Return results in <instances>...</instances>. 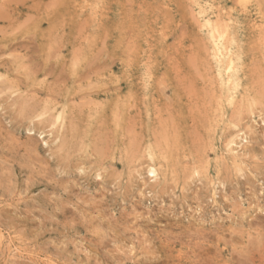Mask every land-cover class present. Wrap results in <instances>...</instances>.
I'll return each mask as SVG.
<instances>
[{
    "label": "rangeland",
    "instance_id": "obj_1",
    "mask_svg": "<svg viewBox=\"0 0 264 264\" xmlns=\"http://www.w3.org/2000/svg\"><path fill=\"white\" fill-rule=\"evenodd\" d=\"M0 237V264H264V0H0Z\"/></svg>",
    "mask_w": 264,
    "mask_h": 264
},
{
    "label": "bare ground",
    "instance_id": "obj_2",
    "mask_svg": "<svg viewBox=\"0 0 264 264\" xmlns=\"http://www.w3.org/2000/svg\"><path fill=\"white\" fill-rule=\"evenodd\" d=\"M207 23H208V22H207ZM208 26H209V25H208ZM214 26H215V25H214ZM204 29H205V28H204ZM219 30H220V29H219ZM217 31H218V28H216V32H217ZM227 31H228V30H227ZM227 31H226V34L228 33ZM206 32H207V31H206ZM206 32H205V33H206ZM221 32L223 33V31H221ZM221 32H220V33H221ZM207 34H208V33H207ZM216 34H217V35L211 34V39H212V40H211V41H208V42H212V43H210V44L212 45L211 47H212L213 49H212V50L210 49V50L213 51L212 53H213L214 56L216 57L217 61H220L221 58L224 56V53H227L228 50H229V49L226 50L227 52L225 51V48L227 47V45H228V43H229V42L227 43V41H229L230 39L232 40L233 37H231L230 39L227 37V39H228V40H227V39L225 38V35H226V34H225V35H224V38H225V41H226V40H227V41L223 43V44L226 43V44H225L226 46L223 47V44H222V40L224 39L223 36H222L223 34H222V35H221V34H218V32H217ZM235 34H236V33H235ZM230 35H231V32H230ZM232 35H233V33H232ZM232 35H231V36H232ZM226 36H227V35H226ZM207 37H208V36H207ZM234 37H235V36H234ZM235 39H236V37H235ZM231 40H230V41H231ZM232 41H233V40H232ZM232 41H231V43H232ZM235 41H236V40H234V42H235ZM231 43H229V45H228L229 48H230V46H232ZM210 44H209V45H210ZM233 44H235V43H233ZM236 44H237V43H236ZM234 46H235V45H234ZM222 47H223V49H222ZM235 48L237 49V47H235ZM226 49H227V48H226ZM238 49H239V46H238ZM240 49H241V48H240ZM223 50H224L225 52H223ZM233 52L235 53V52H237V51H233ZM233 52H232V53H233ZM229 53L231 54V52H229ZM227 54H228V53H227ZM230 54H229V55H230ZM238 54H239V53H237V55H238ZM232 55H233V54H232ZM211 56H212V55H211ZM234 56L236 57V54L233 55V61H234V59H236L239 55H238L236 58H234ZM224 57H225V58L227 57L226 54H225ZM224 57H223V58H224ZM225 58H224V60L222 59L224 62H225ZM228 58H229V56H228ZM228 58H227L226 60H227V63H228V65H229V67H228V66H225V65H227V63H224L223 61H222V62H223L222 64H223L226 68L228 67V72H229V69H230V71H231V68H230L231 66H230V65H232L233 63L231 64V61H230V59H228ZM230 58H231V57H230ZM216 59H214V60L216 61ZM214 60H213V62H214ZM228 60H229L230 62H229ZM237 61H238V59H237ZM237 61H235L234 64H235ZM218 63H219V65L221 64L220 62H218ZM234 64H233V65H234ZM217 65H218V64H217ZM217 65H216V66H217ZM219 65H218V67H219ZM220 67H222V65H221ZM234 67H235V66H234ZM236 67H237V66H236ZM226 68H225V69H226ZM232 68H233V67H232ZM219 69H220V71H221V68H219ZM219 69L217 68V70H219ZM222 69H223L222 71H224V68H222ZM233 69L236 70L235 68H233ZM215 70H216V69H215ZM217 70H216V71H217ZM238 70H239V69H238ZM232 71H233V70H232ZM232 71H231V72H232ZM236 71H237V70H236ZM233 72H234V71H233ZM218 73H219V72H217V74H218ZM222 73H224V72H222ZM220 74H221V73H219V77H220ZM236 74H237V73H236ZM236 74H235V75H236ZM224 76L229 77L227 74H225ZM222 77H223V76H222ZM227 77H226V78H227ZM235 77H236V76H235ZM223 78H224V77H223ZM223 78H221L220 80H223ZM231 78H232V77H231ZM231 78H230V79H231ZM237 79H238V78H237ZM218 80H219V78H218ZM235 80H236V79H235ZM224 81H226L225 78H224ZM224 81H221V82H224ZM230 81H231V80H230ZM218 82L220 83V81H218ZM226 82H227V81H226ZM228 82H229V81H228ZM237 82H238V80H237ZM235 83H236V82H235ZM220 84L222 85V83H220ZM230 84H231V83H229V85H230ZM237 85H238V83L236 84V86H237ZM222 86L224 87L225 85H222ZM230 86L232 87V84H231ZM233 86H234V85H233ZM236 86H235V90H237V88H238V87L236 88ZM226 87H227V86H226ZM228 88H229V87H228ZM226 89H227V88H226ZM230 89H231V88H230ZM230 89H229V91H230ZM231 90H233V89H231ZM235 90H234V91H235ZM225 91H226V90H225ZM225 91H224V92H225ZM227 91H228V89H227ZM234 91H232V92H233V93L237 92V91H235V92H234ZM225 93H226V92H225ZM229 93H230V92H229ZM226 94H227V93H226ZM230 94H232V93H230ZM235 94H236V93H235ZM228 95H229V94H228ZM237 95H238V94H236V96H237ZM230 97H231V96H230ZM230 97H229V98H230ZM231 99H232V103H233L234 100H233L232 97H231ZM234 99H235V98H234ZM230 101H231V100H230ZM230 101H229V103H231ZM231 141H232V140H231ZM231 143H232V145H233V142H229V146H230ZM231 147H232V146H231ZM228 148H229V147H228ZM228 151H229V152H230V151L232 152L233 149H232V150H229V149H228ZM233 152H236L235 149H234ZM233 152H232V153H233ZM236 153H237V152H236ZM231 155H232V154H231ZM232 156H233V155H232ZM234 156H235V155H234ZM156 171H157V170H155V168L152 167V168H150V170H149V174L151 173V175H153V178H154V177H156ZM155 179H156V178H155ZM0 238H1V237H0Z\"/></svg>",
    "mask_w": 264,
    "mask_h": 264
}]
</instances>
